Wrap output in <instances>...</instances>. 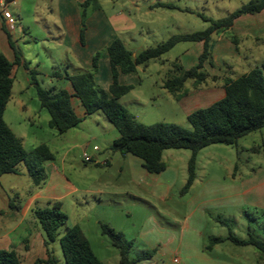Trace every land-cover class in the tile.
<instances>
[{"label":"rangeland","instance_id":"rangeland-1","mask_svg":"<svg viewBox=\"0 0 264 264\" xmlns=\"http://www.w3.org/2000/svg\"><path fill=\"white\" fill-rule=\"evenodd\" d=\"M249 0H98V3L107 12L113 9L125 12L135 24L134 36L136 40L131 43L132 51L140 50L157 44L174 34H185L203 31L208 28L212 21L224 18L228 13L236 10ZM41 7L50 5V0H40ZM159 4V5H158ZM4 6V5H3ZM26 7V4H23ZM5 8V7H4ZM259 20L262 25L255 37L244 39L229 29L221 33L222 37L227 38L231 47V55H225L212 61L207 68L204 66L208 80L201 86H211L215 91V99L220 98L223 89V78H236L239 75L249 71L255 66L261 67L264 72V12L259 14ZM17 26V25H16ZM130 34V33H129ZM125 35V34H124ZM217 34H211V42L214 41ZM234 39V40H233ZM32 40V39H30ZM50 45L55 50L49 49ZM195 42H179L168 52L164 53L159 59L150 60L146 66L140 65L135 76L139 79L132 92L127 93L122 101L124 106L133 114L137 115L140 122L152 124L155 122H170L181 125L185 128H191L185 113V106L177 102V99L171 98L161 83L173 68L174 62L183 58V53L188 48L194 47ZM21 49L28 50L27 54L34 56L35 52L39 55L45 54L49 49V54L58 58L59 49L53 41L38 42L30 41V44H20ZM29 48H31L29 50ZM38 55V56H39ZM223 59V61H222ZM42 73L36 76L38 84L44 88L55 86L62 87L67 83L65 81L57 82L45 75L48 71L42 64L40 67ZM58 69L61 72L67 70L65 63L58 62ZM22 70H18L11 90V96L6 104L3 118L10 124L17 135L23 137V146L27 151L34 148V144L45 142L55 155L54 164L59 168L61 174L80 184L83 166L82 152L87 151L92 155V147L96 145L103 155H112L104 138L111 137V134L118 135L117 130L100 112H95L85 120L81 131L71 138L66 132L59 133L57 130L48 126L46 120L49 117L45 108L40 106L36 95V87L25 81ZM191 81L186 82L190 87ZM139 96L140 104L136 102ZM19 100H23L27 109H21ZM34 110V111H33ZM33 111V112H32ZM37 112V115H34ZM97 122L106 125V129L98 125ZM108 127V128H107ZM98 133L99 136L91 138L90 134ZM113 135V134H112ZM78 138V139H77ZM77 142L78 146L67 149V143ZM190 152L188 149H171ZM115 155H119L116 152ZM116 157V156H115ZM50 162V161H49ZM48 162V163H49ZM72 162L76 166V172L70 170L67 165ZM84 162V161H83ZM198 174L201 179H215L232 184H239L241 180L259 181L264 179V126L256 131L242 136L238 140L237 147L221 143L210 144L197 153ZM47 163V162H46ZM89 163V162H85ZM121 161L112 159L109 165V175L113 180L101 195L102 201L99 204L93 203V198L89 196V205L87 206L78 192L70 193L63 198L62 210L67 215V220L60 228V234L68 227L79 224L83 233L88 238L91 247L96 256L103 264H119V253L117 248L112 246L110 239L101 233L100 225L95 223L96 218L111 220L117 230H121L123 239L131 243L129 255L135 257L143 251H152L145 240L150 236L152 239L160 242L164 238L166 230H177L179 213H182L188 202L189 194L181 193L183 185L178 179V184L172 187V197L166 201H160L154 196H147L137 188L139 196L132 205V198L125 195L124 186L116 187V170ZM236 168L234 169V166ZM19 169L24 171V165H19ZM46 171V170H45ZM49 172V171H48ZM230 172H235L231 177ZM81 173V175L79 174ZM44 186L52 181V176H48ZM12 177L11 174H4L1 181L4 185L6 179ZM125 176H120L123 180ZM119 179V178H118ZM30 179L27 175L20 176L14 181V186L18 189H24ZM42 184V186H43ZM58 192H67L68 188L57 186ZM112 191V193H110ZM249 196V195H248ZM242 205L233 207L231 212L212 210V214H221L227 220L226 226H221L207 218V232L214 236H226L231 230L237 237H248V227L252 235L264 240V207L262 204H252L251 199L246 195L241 196ZM125 207L131 210V215H126ZM211 210V209H209ZM110 215H113L110 216ZM149 217L152 220H149ZM152 234H149V231ZM227 245L232 247L233 252L246 251L249 259L247 264H253L256 261L258 252L251 245L238 246L226 240ZM207 244V243H206ZM53 253L59 264H65L61 248L58 241L50 242ZM170 254H162L159 251H152L150 257L137 262L136 264H170ZM256 263V262H255ZM261 264H264L261 263Z\"/></svg>","mask_w":264,"mask_h":264},{"label":"crops","instance_id":"crops-1","mask_svg":"<svg viewBox=\"0 0 264 264\" xmlns=\"http://www.w3.org/2000/svg\"><path fill=\"white\" fill-rule=\"evenodd\" d=\"M39 1L12 0L5 2L0 0V4H3L5 9L9 10L17 18L16 28L13 31H9L0 12V51L9 61L15 59L14 51L9 45L4 31V28H6L11 33L12 40L21 50L22 62H27V67L22 64L13 66V84L20 69L25 76V81L36 86V83H38L36 76L42 73L40 67L43 64L48 70L45 75L50 79L51 83L53 80L57 82L65 81L67 84L62 86V88L72 91V87L66 79L59 76L53 77L51 73L57 71L59 75H64L90 70L92 68L93 55L95 52L101 51L94 80L98 86L108 89L112 82V75L110 62L104 50L113 40L118 38L126 48L132 51L133 47L130 45L136 40L133 34L136 29L134 22L122 10L113 9L112 12L107 13L102 6L99 9L90 10L85 19L84 43L81 44L79 4L83 0H50L51 4L44 7L40 6ZM23 4H26V7ZM262 12H264V9L256 14L240 15L234 20L229 30L241 35L244 39L255 37L262 25L258 18ZM221 33L215 32L217 37L212 41V61L232 54L233 47H231L227 38L221 36ZM30 41L35 44L53 41L59 49L58 55L60 56L55 58L49 54V49L55 50L53 45H50L42 56L39 55V52H35L34 56L28 55L27 47L21 49L20 44H30ZM195 43L196 45L185 50L183 58L177 61L185 69L197 63L198 56L203 50L202 42ZM132 52L133 54L136 53ZM58 62L65 63L67 70L61 72L58 69ZM139 66L133 72H119L118 74L119 83L133 85V89L130 92L140 84L139 79L135 76ZM143 66H146V64ZM204 66L207 68L206 63ZM30 70L35 72L34 80L31 78ZM51 87L58 89L54 84L48 88ZM161 87L163 88V81ZM185 87L188 88L187 94L176 101L184 104L186 117L195 109L206 107L219 99H215V91L211 86L204 85L192 88L191 82L190 87L186 85ZM166 92L171 98H174L167 90ZM125 95L119 99L123 105L122 99ZM223 95L224 89H222L220 98ZM135 101L140 104L139 96H137ZM71 103L76 115L82 118V121L75 127L67 130V133L72 138L81 131V126H83L85 120L94 113L86 115L83 106L76 97L71 98ZM19 104L22 111L27 109L23 100H19ZM34 115H37V112H34ZM134 116L138 120L137 115L134 114ZM48 121L49 117L46 120L47 124ZM97 124L106 129V125L99 122ZM112 134L111 137L104 138L103 141L108 149L112 141L118 137V135ZM17 136L23 143L21 134ZM90 136L91 138H96L99 134L91 133ZM41 143L45 142L34 144V147ZM77 146V142L71 141L67 143L68 150ZM109 151L112 154L110 156L103 155L99 149L93 151L91 155L92 161L89 163H85L82 161L83 159H80L84 166L82 167L83 175L80 177L79 185L71 181L68 176L61 174L59 168L53 165L54 160L45 163V170L49 173L48 176L53 177L52 181L46 186L43 184L41 187H34L30 180L24 189L16 188L13 185L14 181L20 176L27 175L25 167L24 171L19 169V173L11 174L12 177L7 178L4 185L1 181L2 175L0 177V249L15 250L24 264H41L37 263V260L47 258V248L44 244V237L39 223L34 216V209L46 207L54 201H60L63 207V198L70 193L78 191L87 205L86 209L89 205V196L93 198L94 204H99L102 201L101 195L104 194V189L113 181L109 175V165L113 158L121 161L116 170L117 178L114 179L115 184H117L116 187L124 186L126 188L124 194L132 198V205L135 203V199L139 198L136 192L137 188L144 195L154 196L160 201H166L174 195L172 187L178 184V179L182 182V185L186 181L187 162L190 152L164 150L162 152V161L165 164V169L159 173H150L146 170L142 159L139 157L130 153L115 155L116 152L110 149ZM67 167L76 172L74 163L70 162ZM198 169L197 162L196 176L186 192V194H189L188 202L184 211L179 213L177 230H166L164 238L160 242L150 236L145 237V240H147L152 251L170 254V264H247L249 260L246 256L247 252L243 250L233 252L232 247L227 245L226 240L214 244L211 249L206 248L208 238L214 236L208 234L206 230L208 225L207 218L210 217L212 221L225 226L220 220L225 223H227V220L221 214L213 215L212 210L223 211V213L231 212L234 206L239 207L243 204L241 196L244 195L251 199L252 204H262L264 207V179L255 182L251 181V184H247L248 181L244 179L239 184H232L230 181L226 182L210 178L201 179L199 178ZM234 173L230 172V176H235ZM79 174L81 175V173ZM122 175L125 177L120 180ZM57 186L67 187L68 190L63 193L58 192L56 190ZM124 212L126 215H131V210L128 207H125ZM110 216L113 217V215ZM149 220L152 219L149 217ZM95 223L97 225L105 223L116 231L121 232V230H117L113 226L111 220H103L97 217ZM148 233L152 234V231L150 230ZM219 236L224 237L222 235ZM51 250L53 251L52 247ZM174 258L178 259L176 263L172 262ZM256 258V263L253 262V264L264 262V258L259 253Z\"/></svg>","mask_w":264,"mask_h":264},{"label":"trees","instance_id":"trees-1","mask_svg":"<svg viewBox=\"0 0 264 264\" xmlns=\"http://www.w3.org/2000/svg\"><path fill=\"white\" fill-rule=\"evenodd\" d=\"M79 7L80 42L83 44L85 19L90 10L99 9L100 5L98 0H83ZM263 9L264 0H249L228 13L226 17L212 21L210 26L203 31L171 35L135 54L126 48L120 39L116 38L104 50L110 62L112 75V82L108 89L98 86L94 80L101 51L93 55L90 70L64 75L53 71L51 76L66 79L72 91L62 87L44 89L36 83L37 98L41 107L45 108L49 114V127L63 133L82 121V118L76 115L71 103V98L76 97L86 115L100 111L117 130L118 137L112 141L109 149L139 157L150 173H159L165 169L162 161L164 150L188 149L190 156L187 162V178L180 190L181 193L187 192L196 176L199 150L215 143L237 147L239 138L264 126V72L262 68L255 66L236 78L224 77L222 85L224 95L210 105L197 108L188 114L190 129L170 122L145 124L138 121L119 100L121 96L133 89V85L119 83L118 74L119 72H133L138 65H145L150 60L160 58L179 42H202L203 50L195 65L185 69L178 62H174L173 68L163 80V88L179 100L188 92V88L185 87L187 81L192 82V88H197L208 80L204 62L207 61L212 65L211 34L228 30L240 15L256 14ZM8 30L4 28L15 59L9 61L0 51V177L4 174L19 173V165L23 164L32 185L41 187L46 179L45 163L55 160L54 153L45 143L27 151L21 139L3 118L6 104L11 96L13 66L22 64L27 67V62H22L20 48L12 40ZM30 74L34 80L35 72L30 70ZM33 212L47 248V258L38 259L37 263L59 264L49 247L50 242L58 241L65 264H103L78 224L66 228L60 234V228L67 220L60 201H54L43 208H35ZM220 222L227 225L223 220ZM100 228L101 233L110 239L112 246L117 248L119 264H136L151 256L152 251H143L131 257L129 255L131 243L123 239L121 232L105 223H100ZM225 240L238 246L251 245L264 258V240L252 235L249 227L248 237L244 239L237 237L231 230L224 237L210 236L206 248L211 249L214 244ZM0 264L24 263L15 250L0 249Z\"/></svg>","mask_w":264,"mask_h":264},{"label":"built area","instance_id":"built-area-1","mask_svg":"<svg viewBox=\"0 0 264 264\" xmlns=\"http://www.w3.org/2000/svg\"><path fill=\"white\" fill-rule=\"evenodd\" d=\"M0 11L2 13L4 20H5L6 26L8 27V29L13 31L17 25V18L9 10L5 9L3 4H0ZM92 149L94 151H97L98 147L96 145H94L92 147ZM82 158H83L84 162H91L92 161V156L90 154H88L87 151H85V150H83V152H82ZM177 261H178L177 258H174L172 260L173 263H176Z\"/></svg>","mask_w":264,"mask_h":264}]
</instances>
